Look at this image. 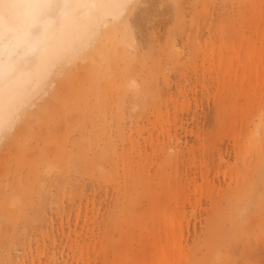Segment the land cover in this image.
Here are the masks:
<instances>
[{
    "label": "rangeland",
    "instance_id": "rangeland-1",
    "mask_svg": "<svg viewBox=\"0 0 264 264\" xmlns=\"http://www.w3.org/2000/svg\"><path fill=\"white\" fill-rule=\"evenodd\" d=\"M127 12L131 54L117 44L106 72L61 67L30 133L0 145V191L27 174L32 186L0 197V264H264V0H133ZM75 109L89 121L76 145L63 122ZM63 142L53 168L23 150Z\"/></svg>",
    "mask_w": 264,
    "mask_h": 264
},
{
    "label": "bare ground",
    "instance_id": "bare-ground-1",
    "mask_svg": "<svg viewBox=\"0 0 264 264\" xmlns=\"http://www.w3.org/2000/svg\"><path fill=\"white\" fill-rule=\"evenodd\" d=\"M132 1L0 0L1 147L2 144L4 146L8 144L6 141L11 144L12 141L16 142L18 136L24 137L30 124L35 123V119L31 120L33 113L35 115L46 112L47 102L43 97L48 91V81L59 73L61 67L76 59H87L92 62L96 61L100 69L106 72L108 70L106 53L116 52L117 44L124 45L122 49L124 56L131 54L132 50L136 48V39L127 12V7ZM242 28L238 31L241 40L248 35L247 30ZM261 40L258 37V41ZM115 73H118L117 80L123 77V71ZM254 74H257V70L254 71ZM109 77L106 74V78ZM63 122L70 126V130L78 131L77 139L73 140V144L76 145L84 138L85 130L88 128L86 124H89L88 117L82 110L75 109L69 117L64 118ZM255 129L264 139L263 113H258L255 116ZM28 133L30 132L28 131ZM25 146L24 152L34 153L38 156L33 163L41 169L43 168L42 163L46 165L44 168L55 167V161L51 162V160L57 156H59L60 162L67 159L66 142L56 145L53 152L47 153L45 156L41 148H39L40 151H36L37 146L34 147L32 144ZM8 149L6 147L2 149L1 154L5 151L7 153ZM45 159L48 160L47 164V161L44 162ZM49 162L51 163L49 164ZM99 166L102 168V165ZM5 169L0 168V179L8 174L9 171ZM34 169L36 170V168ZM39 171L38 173H40ZM16 176L18 177V174ZM32 176L33 181L37 179H34V174ZM24 177L25 181L23 182L19 176L18 180L15 179L16 181L1 185V204L8 198H10L9 204H13V197L19 189H17V185L21 184L20 190L28 192V187L31 186L30 178L28 174ZM36 185L40 187L42 184L38 186L39 183H37ZM6 190L9 191V194L5 192ZM24 215L26 216L25 213ZM10 222L13 223V221ZM158 264H167V261L162 263L159 260Z\"/></svg>",
    "mask_w": 264,
    "mask_h": 264
}]
</instances>
